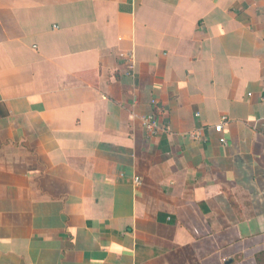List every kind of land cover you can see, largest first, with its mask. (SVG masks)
Masks as SVG:
<instances>
[{
	"label": "crops",
	"instance_id": "1",
	"mask_svg": "<svg viewBox=\"0 0 264 264\" xmlns=\"http://www.w3.org/2000/svg\"><path fill=\"white\" fill-rule=\"evenodd\" d=\"M263 250L264 0H0V264Z\"/></svg>",
	"mask_w": 264,
	"mask_h": 264
},
{
	"label": "built area",
	"instance_id": "2",
	"mask_svg": "<svg viewBox=\"0 0 264 264\" xmlns=\"http://www.w3.org/2000/svg\"><path fill=\"white\" fill-rule=\"evenodd\" d=\"M129 68H132V63H130ZM154 103H155V101L152 100V104H154ZM224 121H225V117H221V120L219 121V123L214 125V130L217 132H220L221 128H222V124ZM143 125H144L146 132L149 135H156L159 132V128H160L157 114L151 113V114H148L147 116H144L143 117ZM220 141L225 143L224 138H221ZM139 182H140L139 179L137 177H135L134 183L139 184Z\"/></svg>",
	"mask_w": 264,
	"mask_h": 264
},
{
	"label": "trees",
	"instance_id": "3",
	"mask_svg": "<svg viewBox=\"0 0 264 264\" xmlns=\"http://www.w3.org/2000/svg\"><path fill=\"white\" fill-rule=\"evenodd\" d=\"M255 259L257 264H264V250L259 252Z\"/></svg>",
	"mask_w": 264,
	"mask_h": 264
}]
</instances>
